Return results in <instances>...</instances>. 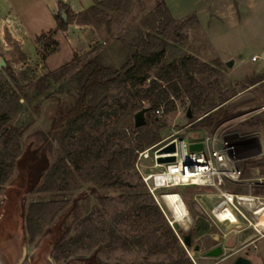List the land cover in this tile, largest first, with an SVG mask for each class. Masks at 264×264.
I'll list each match as a JSON object with an SVG mask.
<instances>
[{"label": "rangeland", "instance_id": "rangeland-1", "mask_svg": "<svg viewBox=\"0 0 264 264\" xmlns=\"http://www.w3.org/2000/svg\"><path fill=\"white\" fill-rule=\"evenodd\" d=\"M60 1L79 10L83 6L94 5L99 0H0V60L5 61L4 65H0V111L14 106V102L8 103L13 91H18L20 95L22 93L13 76L5 70L8 65L16 77L22 70L34 71L40 77L47 71L74 61L75 68L70 73L72 75L98 53L104 54L108 63L117 65L123 58L122 39L133 40L138 35L137 28L140 27L142 17L162 0H127L121 12L108 16L110 27L103 20L100 24L90 26L73 23L66 31L58 28L57 16H62L63 11L66 15L65 10L60 7ZM163 1L177 20L175 29L167 37L171 46L166 59L170 61L181 55L191 54L203 62L219 63L216 65L217 74H198L197 79L204 85L213 83L216 97L220 92L233 97L219 106L212 121L205 124H200V121L206 115L192 107L188 99L175 100L176 110L167 115L163 111L157 114L162 119V139L139 156L135 169L128 176L133 187L100 189L93 184H86L80 191L66 195L38 192L58 151L56 141L46 142L51 119L72 105L71 96L66 91L58 90L59 84L64 80L51 87L50 91L54 94L52 98L42 96L32 103L21 98L22 107L14 115L12 124L30 123L23 136V148L25 155L32 160L36 183L31 192H26L25 187L19 185L18 175L15 174L0 194V229L3 223L7 230L15 234L13 240L4 238L0 241V249L14 255V264H140L169 260L168 253L173 250H152L147 253L136 246L133 241L134 232L126 226L125 220L118 224L114 222L115 214L127 207L122 196L140 191L152 195L169 228L176 233L195 264H233L240 255H248L255 263L264 264V229L258 234L254 232V241L247 236L255 231L257 215L264 214L262 201L242 204L236 202L237 208L232 207V211L239 215L241 221L233 223L234 220L229 222L215 216L211 198H222V192L231 193L228 191L231 190L229 185L236 183L224 180L215 186L167 187L158 185L154 178H150L167 171V164L158 163V157H161L158 156L159 153L164 152L168 146L165 144L174 138H182L187 142L208 140L217 149L228 141L234 145L237 158L235 164L242 171L239 179L242 182L236 185L254 184L245 177L239 164L236 139L248 135L253 123L260 122L264 125V112H258L264 108V83L249 90L250 86L264 80V0ZM10 21L11 29L6 26ZM7 31L27 55L24 62L19 60L18 52L8 42ZM14 34L22 41L16 39ZM49 37L55 38L58 43L56 50L44 59V39ZM254 56L258 58L255 61L252 59ZM232 57L236 58L237 65L228 67L227 62ZM70 89L74 91L72 87ZM25 92L27 93V89ZM28 93L31 95L32 91L29 90ZM189 107L193 110L192 118H188L186 114ZM123 124L131 128L134 125V114L127 117ZM172 193L180 196L187 210L181 217L177 216L166 199ZM63 197L74 203L64 211L67 213L65 219L61 221L57 218L42 235L30 242L25 228L29 205L36 201ZM103 220L107 222V229L113 225L118 231L115 241H110L109 232L101 230ZM84 224H95L99 229L98 237L104 235L106 240L78 250L68 260L62 257L57 261L55 257L60 245L76 237ZM186 236L191 237L190 245L184 243ZM147 239L148 236L143 238L142 247L151 244ZM88 241L87 239L86 243ZM125 241L130 243L131 248L126 249L122 245ZM196 245H200L199 251L194 249ZM217 245L224 247L223 256H203V253Z\"/></svg>", "mask_w": 264, "mask_h": 264}, {"label": "trees", "instance_id": "trees-1", "mask_svg": "<svg viewBox=\"0 0 264 264\" xmlns=\"http://www.w3.org/2000/svg\"><path fill=\"white\" fill-rule=\"evenodd\" d=\"M126 2L99 0L75 13L60 1L66 19L57 16L58 28L66 31L73 23L90 26L100 24L103 20L110 27L108 16L121 12ZM176 24L177 20L162 0L142 17L137 28L138 35L133 40L122 39L123 58L117 65L108 63L104 54L98 53L72 75L74 61L47 71L40 77L34 71L22 70L19 78L8 65L5 70L13 76L22 93L20 95L18 91H13L8 103L14 102V106L0 111V194L15 174L18 175L19 185L25 187L26 192H31L36 183L32 160L25 155L23 148V136L30 123L12 124L14 115L22 107L21 98H25L27 103L42 96L52 98L54 94L50 91L51 87L62 80L64 82L59 84L58 90L66 91L71 96L72 105L51 119L46 142L56 141L58 151L38 188L40 193L66 195L80 191L86 184H93L100 189L133 187L128 176L135 169L139 152L162 139V119L157 115V110L162 109L164 115L175 111L177 99H188L192 107L206 115L200 124L211 122L219 106L233 96L220 92L216 97L213 83L204 85L197 79L198 74H217L216 65L219 63L203 62L191 54L170 61L166 59L171 46L167 37ZM6 38L18 52L19 60L24 62L27 55L9 31ZM44 40L45 59L56 50L58 41L53 37ZM70 87L74 89L73 92ZM29 90L32 91L31 95ZM143 108H147L148 117L144 126L133 125L128 128L123 124L127 117ZM122 200L127 207L115 214L114 222L118 224L125 220L126 226L134 232L133 241L137 247L147 253L152 250H173L168 253L169 260L140 264H195L176 233L169 228L163 212L150 193L135 192L122 196ZM72 203L67 197L32 202L25 216L29 241L34 242L57 218L63 221L67 214L64 211L73 206ZM106 225V220H103L101 230L109 232L110 241H115L118 231L113 225L109 229ZM1 226L0 236L13 240L15 234L7 230L3 223ZM98 233L95 224H84L76 237L60 245L55 258L57 261L62 257L68 260L78 250L105 241L106 237L103 235L99 238ZM145 236L151 243L148 247H142ZM122 245L126 249L131 248L127 241ZM10 256L14 257L12 253Z\"/></svg>", "mask_w": 264, "mask_h": 264}, {"label": "built area", "instance_id": "built-area-1", "mask_svg": "<svg viewBox=\"0 0 264 264\" xmlns=\"http://www.w3.org/2000/svg\"><path fill=\"white\" fill-rule=\"evenodd\" d=\"M252 59L255 61L258 58L257 56H254ZM161 111L162 109L157 110V114H159ZM172 143L175 144L176 150L174 152L168 153H171V156H175L176 160L167 163L158 162L159 164H167V171L163 172V174L150 176V178H154L158 185L162 183L158 178H168L167 181H163L162 185H160L167 187H174L178 185L215 186L217 183L221 184L224 182V180L230 181L232 183L242 182L239 180L242 171L235 164L237 158L235 155L234 145L229 144L228 141H225L223 143V147L218 149L213 146V143L210 145L208 140L205 142H187L182 138H174L165 145L169 146ZM191 143H203V148L200 150H191L189 147ZM153 146L139 152V156L144 155L146 151L151 149ZM166 153L167 152H161L158 156L167 157L164 156ZM189 173H192V175H189ZM221 194L222 200L213 210L215 216L220 220L221 217L219 212L227 211V204L237 208L236 202L238 204H242L244 202L255 201V198L252 196L227 192H222Z\"/></svg>", "mask_w": 264, "mask_h": 264}, {"label": "crops", "instance_id": "crops-1", "mask_svg": "<svg viewBox=\"0 0 264 264\" xmlns=\"http://www.w3.org/2000/svg\"><path fill=\"white\" fill-rule=\"evenodd\" d=\"M64 4H67L73 12L78 13L84 9H87L90 6L80 8L79 10H75L73 6L69 5L65 1H61ZM92 6V5H91ZM6 26L11 29L12 21L6 23ZM13 34V33H12ZM19 41L21 38L16 34L13 35ZM237 65V62H236ZM264 83V80L250 86L249 90H252L254 87L259 86ZM258 112H264V108L259 110ZM251 129L248 135H242L240 138L237 137V152L239 157V164L242 166L243 172L246 174L245 177L254 182L251 186H241V185H229L231 188L230 191L233 194L240 195H251L255 198V201H262L264 203V125L260 122H255L252 124ZM214 196V195H213ZM222 198L219 196H215V199L211 198V202L213 204V209L221 202ZM227 208L231 210L234 214V222L240 223V217L236 213L232 211V206L227 204ZM262 217V214H258L256 219L258 221ZM226 220V219H225ZM231 222L232 220H227ZM257 221V223H258ZM256 223V224H257ZM255 224V231L248 233L247 236L250 238L249 240L254 241L253 237L254 232L260 233V230L264 228L258 229ZM257 233V234H258Z\"/></svg>", "mask_w": 264, "mask_h": 264}, {"label": "water", "instance_id": "water-1", "mask_svg": "<svg viewBox=\"0 0 264 264\" xmlns=\"http://www.w3.org/2000/svg\"><path fill=\"white\" fill-rule=\"evenodd\" d=\"M62 16L64 17V19H66V15H65L64 11L62 12ZM236 62H237L236 58L232 57L227 62V66L233 67L236 64ZM4 64H5L4 59H1L0 65H4ZM146 113H147V108H143L134 114V126L135 127H141V126H144L146 124V122H147ZM186 114H187L188 118L193 117V110L191 107L188 108ZM189 147L191 150H200L203 148V143H191ZM175 150H176V146L174 143H172L166 147L164 152H174ZM175 160H176V157L172 155V156H167V157H160L158 159V162L159 163H167V162H172ZM3 239L4 238L0 236V241H2ZM184 243L186 245H190L191 244V237L186 236ZM200 248H201L200 245H196L194 247V249L196 251H199ZM224 254H225L224 247L222 245H217V246L213 247L212 249L203 253V256L206 258H219V257L223 256ZM0 264H14L13 258L7 252H5L1 249H0ZM233 264H257V263H255L251 258H249L248 255H240L236 258V260L234 261Z\"/></svg>", "mask_w": 264, "mask_h": 264}, {"label": "bare ground", "instance_id": "bare-ground-1", "mask_svg": "<svg viewBox=\"0 0 264 264\" xmlns=\"http://www.w3.org/2000/svg\"><path fill=\"white\" fill-rule=\"evenodd\" d=\"M164 156H171V153H166ZM189 175H192V173H189ZM159 181L163 183V181H167L168 178H158ZM161 183V184H162ZM166 184V183H165ZM166 199L170 206L174 209L175 213L177 214L178 217H181V215L186 214L187 210L184 206L183 201L181 200L180 196L176 193L168 194L166 196ZM173 211V210H172ZM221 220H235L233 213L231 212L230 209H227L225 212H219ZM182 220V219H181ZM183 221V220H182ZM257 226L259 227H264V214H262V217L257 223Z\"/></svg>", "mask_w": 264, "mask_h": 264}]
</instances>
